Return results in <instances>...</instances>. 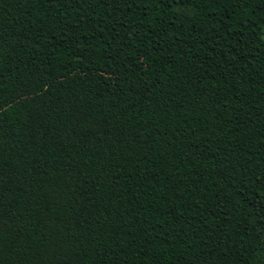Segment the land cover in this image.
<instances>
[{"label":"trees","instance_id":"1","mask_svg":"<svg viewBox=\"0 0 264 264\" xmlns=\"http://www.w3.org/2000/svg\"><path fill=\"white\" fill-rule=\"evenodd\" d=\"M0 264H264V0H0Z\"/></svg>","mask_w":264,"mask_h":264}]
</instances>
